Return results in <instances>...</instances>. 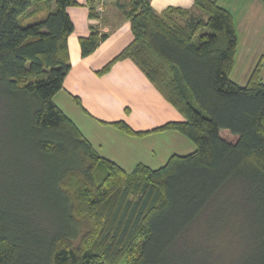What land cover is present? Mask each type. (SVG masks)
Returning a JSON list of instances; mask_svg holds the SVG:
<instances>
[{"label":"trees","instance_id":"1","mask_svg":"<svg viewBox=\"0 0 264 264\" xmlns=\"http://www.w3.org/2000/svg\"><path fill=\"white\" fill-rule=\"evenodd\" d=\"M77 4L0 0V264H264L262 62L245 85L232 79L233 13L219 0L162 11L116 0L133 37L99 72L132 59L184 117L153 131L195 145L127 170L54 99L72 67L68 7ZM108 36L92 24L82 55Z\"/></svg>","mask_w":264,"mask_h":264},{"label":"crops","instance_id":"2","mask_svg":"<svg viewBox=\"0 0 264 264\" xmlns=\"http://www.w3.org/2000/svg\"><path fill=\"white\" fill-rule=\"evenodd\" d=\"M77 1V5L68 7L74 22V31L68 38L72 67L64 88L54 97L56 103L102 155L127 170L138 163L157 168L173 154L193 151L194 143L185 135L172 130L153 131L167 121L184 117L132 59L119 60L107 72H99L133 37L130 22L118 9L116 0L106 1L101 19L90 16V7L96 0ZM194 1L152 0V5L162 11L170 5L192 7ZM219 3L233 13L238 32L232 79L246 84L261 61L264 81L263 1L219 0ZM92 24H99L109 36L93 53L83 56L80 38L90 33ZM236 73L239 79L233 77ZM117 120H125L137 131L150 132L141 136L127 134L110 123Z\"/></svg>","mask_w":264,"mask_h":264},{"label":"built area","instance_id":"3","mask_svg":"<svg viewBox=\"0 0 264 264\" xmlns=\"http://www.w3.org/2000/svg\"><path fill=\"white\" fill-rule=\"evenodd\" d=\"M107 0H96L95 4H94V8L98 11V12H102L104 10L105 7V3Z\"/></svg>","mask_w":264,"mask_h":264},{"label":"rangeland","instance_id":"4","mask_svg":"<svg viewBox=\"0 0 264 264\" xmlns=\"http://www.w3.org/2000/svg\"><path fill=\"white\" fill-rule=\"evenodd\" d=\"M235 76H236V79H239V77L237 76V73L233 75L234 78H235ZM240 79H241V78H240ZM241 85H245V82H244L243 84H241ZM222 134H223V136H224L225 138H227V139L230 140V141H234V140H235V136L231 135V134L229 133V131H223ZM194 146H195V145H194ZM24 169H26V166L24 167Z\"/></svg>","mask_w":264,"mask_h":264}]
</instances>
